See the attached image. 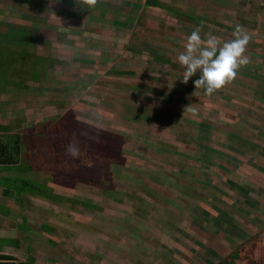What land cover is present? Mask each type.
<instances>
[{
    "label": "rangeland",
    "instance_id": "rangeland-1",
    "mask_svg": "<svg viewBox=\"0 0 264 264\" xmlns=\"http://www.w3.org/2000/svg\"><path fill=\"white\" fill-rule=\"evenodd\" d=\"M155 1L0 0L17 34L0 36V103L27 115L33 190L49 200L34 231L53 225L66 264L79 232L200 247L239 220L263 226L264 0ZM237 24L250 40L236 77L212 95L182 83L190 33L223 43Z\"/></svg>",
    "mask_w": 264,
    "mask_h": 264
},
{
    "label": "crops",
    "instance_id": "crops-1",
    "mask_svg": "<svg viewBox=\"0 0 264 264\" xmlns=\"http://www.w3.org/2000/svg\"><path fill=\"white\" fill-rule=\"evenodd\" d=\"M13 106L0 103V264H66V244L53 225L43 224L34 231L33 214H42L49 200L34 193L33 152L27 144L31 128L27 115H16ZM262 215L258 221L263 226L239 220L238 233L227 237L204 233L200 247L191 245L189 236L183 245H156L155 238L142 241L126 231L102 247L103 238L79 232L73 236L71 264H264Z\"/></svg>",
    "mask_w": 264,
    "mask_h": 264
},
{
    "label": "clouds",
    "instance_id": "clouds-1",
    "mask_svg": "<svg viewBox=\"0 0 264 264\" xmlns=\"http://www.w3.org/2000/svg\"><path fill=\"white\" fill-rule=\"evenodd\" d=\"M86 3L94 7L97 0H86ZM249 40V34L239 24L233 31V38L223 43L212 33L202 37L199 28L193 30L177 56L183 68L179 80L187 84L192 77H197L192 81L195 90L202 89L206 95H212L230 83L238 70L249 62L244 55ZM66 151L73 159H79L82 154L79 142L75 140Z\"/></svg>",
    "mask_w": 264,
    "mask_h": 264
},
{
    "label": "trees",
    "instance_id": "trees-1",
    "mask_svg": "<svg viewBox=\"0 0 264 264\" xmlns=\"http://www.w3.org/2000/svg\"><path fill=\"white\" fill-rule=\"evenodd\" d=\"M154 2V4H157L158 1H155V0H148V3H152ZM159 4V3H158ZM2 21L0 20V36H3V35H8V36H16L17 34H15L14 32H10L9 29H3L2 28ZM21 35V34H20ZM24 264V263H23Z\"/></svg>",
    "mask_w": 264,
    "mask_h": 264
}]
</instances>
